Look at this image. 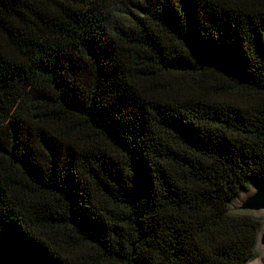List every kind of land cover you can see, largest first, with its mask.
<instances>
[{
  "label": "trees",
  "instance_id": "obj_1",
  "mask_svg": "<svg viewBox=\"0 0 264 264\" xmlns=\"http://www.w3.org/2000/svg\"><path fill=\"white\" fill-rule=\"evenodd\" d=\"M251 181L264 0H0V264H247Z\"/></svg>",
  "mask_w": 264,
  "mask_h": 264
},
{
  "label": "rangeland",
  "instance_id": "obj_2",
  "mask_svg": "<svg viewBox=\"0 0 264 264\" xmlns=\"http://www.w3.org/2000/svg\"><path fill=\"white\" fill-rule=\"evenodd\" d=\"M261 184L256 181H251L247 189L242 190L239 195L234 198L230 203V211L232 213H250L256 216H260L264 220V209L260 210H251V209H243V204L246 203L252 196H254L260 189ZM264 223V222H263ZM264 233L263 230L259 237L258 242V254L257 257L247 264H264V245L261 243V235Z\"/></svg>",
  "mask_w": 264,
  "mask_h": 264
},
{
  "label": "water",
  "instance_id": "obj_3",
  "mask_svg": "<svg viewBox=\"0 0 264 264\" xmlns=\"http://www.w3.org/2000/svg\"><path fill=\"white\" fill-rule=\"evenodd\" d=\"M242 208L251 210L264 209V184H261L259 191L244 203ZM261 243L264 245V233L261 235Z\"/></svg>",
  "mask_w": 264,
  "mask_h": 264
}]
</instances>
